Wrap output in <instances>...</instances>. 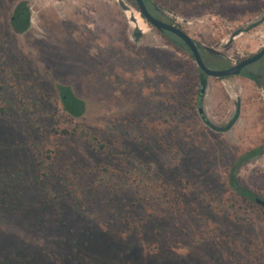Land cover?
I'll use <instances>...</instances> for the list:
<instances>
[{
    "label": "rangeland",
    "instance_id": "rangeland-1",
    "mask_svg": "<svg viewBox=\"0 0 264 264\" xmlns=\"http://www.w3.org/2000/svg\"><path fill=\"white\" fill-rule=\"evenodd\" d=\"M121 1L139 39L118 0H0V264H264V207L228 181L264 145L262 90L207 77L214 125L239 103L229 132L209 129L193 59ZM148 1L232 64L264 46V0ZM21 2L29 28L18 33ZM58 86L81 116L64 112ZM234 176L264 199V154Z\"/></svg>",
    "mask_w": 264,
    "mask_h": 264
},
{
    "label": "flooded vegetation",
    "instance_id": "flooded-vegetation-1",
    "mask_svg": "<svg viewBox=\"0 0 264 264\" xmlns=\"http://www.w3.org/2000/svg\"><path fill=\"white\" fill-rule=\"evenodd\" d=\"M133 4L135 5L134 0ZM145 3V7L147 9V11L149 12V14L154 17L155 19H158L164 23H167L169 25H173L174 27L182 30L179 26H177L176 24H174V22L172 21V19H170L169 16H166L157 6H155L154 4H151L148 0H143ZM135 7L137 8V6L135 5ZM138 10V8H137ZM152 27V26H151ZM153 28V27H152ZM155 29V28H154ZM156 30V29H155ZM157 32H159L160 34H162L164 37H166L169 42L172 43L173 46L175 47H179L181 49H183L184 51H186L190 57L194 60V57L192 55V53L190 52V50L183 44V42L177 38L175 35L168 33V32H160L158 30H156ZM183 32H185L184 30H182ZM186 33V32H185ZM187 34V33H186ZM188 35V34H187ZM142 36V34H139L138 31H136V36L135 39H139ZM189 36V35H188ZM190 37V36H189ZM191 38V37H190ZM192 39V38H191ZM193 40V39H192ZM201 57L202 62L209 68L212 70H224V69H229L233 66H236L237 64L241 63L242 61L253 57L254 55H256L260 50H262L264 48V46L255 54H252L246 58H243L241 60L236 61L235 63L232 64V62L229 60V58H227L225 55H218V54H213L211 52H208L204 49V46L198 42H196L195 40H193ZM219 59H223L224 61H227V67L223 68V67H219L218 66V61ZM259 63L256 67H253L254 63ZM248 66H246L245 68H243L240 72L239 75H234L237 77H243L246 78L248 80H250L257 88L261 89V95L264 96V57H262L260 60L256 61ZM196 64V63H195ZM197 66V65H196ZM198 68V67H197ZM198 73H199V94H198V113H199V117L201 122L204 123V125L206 127H208L209 129L213 130L216 133H227L230 131V129L233 127V125L236 123L237 118L239 116V103L238 100L234 99V103H235V113L233 115V117L227 121L225 124L221 125V126H217L214 125L212 123V121L210 120V118H208V116L205 114V112L202 109V96L205 92L206 89V82H207V77L205 75L202 74L201 70L198 68ZM231 77V76H228ZM227 78V77H225ZM201 82L204 84V88L203 91L201 92L202 86H201ZM262 146V145H261ZM259 147V146H258ZM256 147V148H258ZM254 148V149H256ZM254 149H252L251 151H253ZM251 151H249V153L247 155L244 156H240L237 158V160L235 161V163L231 166L230 168V176L228 177V181H229V185L230 187L233 189V191L237 194L240 195L237 190L234 188V184L238 185L239 187L243 188L242 186H240L237 181L235 180V176H234V172L236 171V169L240 166V163H243L246 160L252 159V158H256L259 157L260 155H256V156H252L250 153ZM263 155V154H262ZM245 191H247L248 196H241L244 199H247L249 202H252L253 204L259 205L255 202V199H262L263 198L259 197L258 195L254 194L252 191H249L245 188H243ZM261 206V205H260ZM263 207V206H262Z\"/></svg>",
    "mask_w": 264,
    "mask_h": 264
},
{
    "label": "water",
    "instance_id": "water-1",
    "mask_svg": "<svg viewBox=\"0 0 264 264\" xmlns=\"http://www.w3.org/2000/svg\"><path fill=\"white\" fill-rule=\"evenodd\" d=\"M135 5L138 8V12L140 14V18L145 20L148 25L152 26L156 30L160 32H168L173 35H175L177 38H179L183 44L190 50L192 53L195 63L197 67L201 70L202 74L205 75L206 77H214V78H225L228 76H234V75H239L241 70L245 68L246 66L260 60L262 57H264V48L260 50L256 55L253 57H250L241 63L237 64L236 66H233L229 69H224V70H212L209 69L201 60L199 51L194 43V41L182 30L174 27L173 25H169L167 23H164L158 19H155L152 17L149 12L147 11L145 7V3L143 0H134ZM118 5L122 9L124 13H126V16L128 18L129 24L135 29L136 31L139 32V34H142L145 32L143 27L140 25L139 18L133 13L131 8L127 5H125L121 0H118ZM240 33L235 32L233 34V37L231 41L234 40L236 36H238ZM204 49L208 52H211L213 54H218L220 55L221 53L217 51L213 47H204ZM222 55V54H221ZM201 92L203 91V86L204 84L201 82ZM255 202L261 206L264 207V200L262 199H255Z\"/></svg>",
    "mask_w": 264,
    "mask_h": 264
},
{
    "label": "trees",
    "instance_id": "trees-1",
    "mask_svg": "<svg viewBox=\"0 0 264 264\" xmlns=\"http://www.w3.org/2000/svg\"><path fill=\"white\" fill-rule=\"evenodd\" d=\"M11 25L14 27V30L18 33L25 32L29 28V9L25 2L19 3L12 14L11 17ZM218 66L226 68L227 67V61L223 59H219ZM58 96L62 105V108L64 112L69 117H79L83 113V102L79 100L72 92L70 87L67 86H58L57 87ZM60 133L69 135V136H75L77 134V130L74 129L72 131H68L66 129H60ZM86 143L88 145H91V147L98 148L100 150L104 149V145L101 142V140L97 137H91L89 135L86 136ZM253 157L256 155H262L264 154V145L259 146L258 148L254 149L250 153ZM103 172H106V170H103ZM145 176V175H143ZM143 182L147 184L151 181V177H141ZM234 188L237 190V192L242 196H248L247 191H245L243 188L239 187L238 185L234 184Z\"/></svg>",
    "mask_w": 264,
    "mask_h": 264
}]
</instances>
